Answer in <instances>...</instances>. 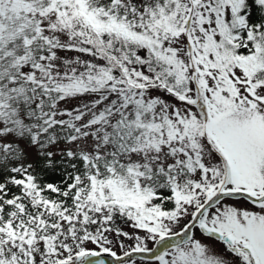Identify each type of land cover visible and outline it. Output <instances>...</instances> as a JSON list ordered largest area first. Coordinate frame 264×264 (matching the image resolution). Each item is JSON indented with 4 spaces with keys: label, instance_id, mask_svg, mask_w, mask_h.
Returning a JSON list of instances; mask_svg holds the SVG:
<instances>
[{
    "label": "snow or ice",
    "instance_id": "6c2138e0",
    "mask_svg": "<svg viewBox=\"0 0 264 264\" xmlns=\"http://www.w3.org/2000/svg\"><path fill=\"white\" fill-rule=\"evenodd\" d=\"M107 257L264 264V0H0V264Z\"/></svg>",
    "mask_w": 264,
    "mask_h": 264
},
{
    "label": "rangeland",
    "instance_id": "374dc122",
    "mask_svg": "<svg viewBox=\"0 0 264 264\" xmlns=\"http://www.w3.org/2000/svg\"><path fill=\"white\" fill-rule=\"evenodd\" d=\"M106 259H107V261H108V264H113V261H112V259H111L110 257H107ZM137 259H138V258H137Z\"/></svg>",
    "mask_w": 264,
    "mask_h": 264
}]
</instances>
